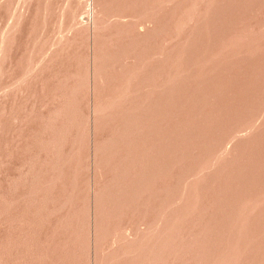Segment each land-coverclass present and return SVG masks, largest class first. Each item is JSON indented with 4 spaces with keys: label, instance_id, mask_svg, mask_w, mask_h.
I'll return each mask as SVG.
<instances>
[{
    "label": "rangeland",
    "instance_id": "1",
    "mask_svg": "<svg viewBox=\"0 0 264 264\" xmlns=\"http://www.w3.org/2000/svg\"><path fill=\"white\" fill-rule=\"evenodd\" d=\"M0 264H264V0H0Z\"/></svg>",
    "mask_w": 264,
    "mask_h": 264
}]
</instances>
